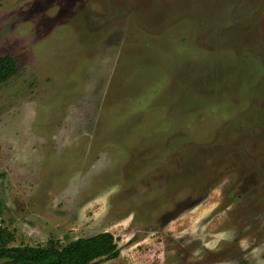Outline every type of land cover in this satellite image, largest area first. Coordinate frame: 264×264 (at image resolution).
<instances>
[{"label":"rangeland","instance_id":"374dc122","mask_svg":"<svg viewBox=\"0 0 264 264\" xmlns=\"http://www.w3.org/2000/svg\"><path fill=\"white\" fill-rule=\"evenodd\" d=\"M7 55L3 245L264 264V0H0Z\"/></svg>","mask_w":264,"mask_h":264},{"label":"trees","instance_id":"16d2710c","mask_svg":"<svg viewBox=\"0 0 264 264\" xmlns=\"http://www.w3.org/2000/svg\"><path fill=\"white\" fill-rule=\"evenodd\" d=\"M17 73L16 59L0 56V84L9 82ZM3 235L0 231V264H98L120 255L116 239L110 233L78 239L67 246L51 241L47 247L35 248L6 247Z\"/></svg>","mask_w":264,"mask_h":264}]
</instances>
